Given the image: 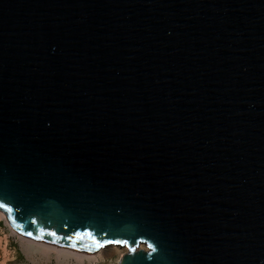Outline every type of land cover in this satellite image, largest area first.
Wrapping results in <instances>:
<instances>
[{
	"label": "water",
	"instance_id": "obj_1",
	"mask_svg": "<svg viewBox=\"0 0 264 264\" xmlns=\"http://www.w3.org/2000/svg\"><path fill=\"white\" fill-rule=\"evenodd\" d=\"M0 195L118 264H264V0H0Z\"/></svg>",
	"mask_w": 264,
	"mask_h": 264
},
{
	"label": "rangeland",
	"instance_id": "obj_2",
	"mask_svg": "<svg viewBox=\"0 0 264 264\" xmlns=\"http://www.w3.org/2000/svg\"><path fill=\"white\" fill-rule=\"evenodd\" d=\"M0 213V264H118L127 251L126 247L109 245L91 253L94 257L78 258L55 248L47 249L15 231L5 212L0 209Z\"/></svg>",
	"mask_w": 264,
	"mask_h": 264
},
{
	"label": "snow or ice",
	"instance_id": "obj_3",
	"mask_svg": "<svg viewBox=\"0 0 264 264\" xmlns=\"http://www.w3.org/2000/svg\"><path fill=\"white\" fill-rule=\"evenodd\" d=\"M0 208L6 209V211L8 213H11V211H12V209L9 208L7 206V204L4 202L2 195H0ZM9 219L12 220L11 215H9ZM12 222L15 224L14 220ZM33 223H35V221H33ZM16 227L18 229H20L21 234L28 236L29 238H33L36 240H42L43 239V236H44V230L43 229L39 230L40 234L33 236V233L31 231L24 232L23 229L19 225H16ZM46 234H47V236L52 237V239L50 241H47V242L57 244L60 242L61 239H63L65 241H68L69 243L61 244L60 245L61 247H69V248L76 249L77 251H96L99 248L104 247L105 244L109 243V242H114L117 244L126 243L124 241H101V240H98L96 238V236L90 231H84V232L77 231V232L73 233L72 235H66L63 237L58 236L56 232H47ZM85 239H87L91 243H89L87 245H78L77 241H83ZM148 247H149V249H152V251H156V248L154 247L153 244L149 243Z\"/></svg>",
	"mask_w": 264,
	"mask_h": 264
},
{
	"label": "bare ground",
	"instance_id": "obj_4",
	"mask_svg": "<svg viewBox=\"0 0 264 264\" xmlns=\"http://www.w3.org/2000/svg\"><path fill=\"white\" fill-rule=\"evenodd\" d=\"M0 215H1V213H0ZM1 216H3V215H1ZM32 240H33L34 243H36V245L45 247L47 249L55 248L56 250H58L61 253L64 252V253H67V254L75 255L78 258H84V257H90V256L94 257V255L91 254L90 252L77 251L76 249L69 248V247H61L60 245H57V244H51V243H48V242L35 240V239H32Z\"/></svg>",
	"mask_w": 264,
	"mask_h": 264
}]
</instances>
